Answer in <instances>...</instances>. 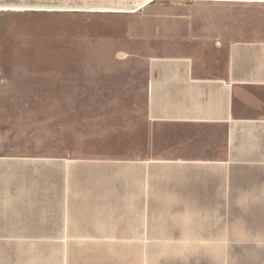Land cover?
<instances>
[{"label": "crops", "instance_id": "1", "mask_svg": "<svg viewBox=\"0 0 264 264\" xmlns=\"http://www.w3.org/2000/svg\"><path fill=\"white\" fill-rule=\"evenodd\" d=\"M262 9H175V24L139 28L144 87L102 102L128 115L86 127L84 99L69 109L62 88L43 113L19 98L0 107V264H36L37 242L99 239L220 241L235 264H264ZM89 225L128 235L69 232Z\"/></svg>", "mask_w": 264, "mask_h": 264}, {"label": "rangeland", "instance_id": "2", "mask_svg": "<svg viewBox=\"0 0 264 264\" xmlns=\"http://www.w3.org/2000/svg\"><path fill=\"white\" fill-rule=\"evenodd\" d=\"M13 4L66 11H0V107L19 98L32 100L33 113H43L50 91L62 88L69 109L75 108L71 106L75 99H84L86 127L97 115L129 114L103 105L114 99L108 92L143 89L150 51L144 47L150 43L140 44L139 28L175 24L171 20L175 9L199 11L216 4L235 19L264 8V0H0V5ZM152 12L160 16H146ZM115 57L131 58V71L129 65L115 64ZM127 71L132 73L129 86ZM73 211L84 216L69 215L68 220L97 222L91 217L96 210H69ZM115 211L121 213L117 219L126 220L127 210ZM162 211L165 220L175 221V210ZM69 232L128 235L123 226L115 233L101 225L74 227ZM228 252L220 241L204 240L46 241L37 242L36 264H235V256Z\"/></svg>", "mask_w": 264, "mask_h": 264}, {"label": "bare ground", "instance_id": "3", "mask_svg": "<svg viewBox=\"0 0 264 264\" xmlns=\"http://www.w3.org/2000/svg\"><path fill=\"white\" fill-rule=\"evenodd\" d=\"M10 6H14V7H10ZM18 6H27V5H15V4H13V5H0V11H2V10H14V11L42 10L43 11L44 10V9H39V8H35V9L22 8V7H18ZM47 10H52V9H47ZM132 13H135V11H133Z\"/></svg>", "mask_w": 264, "mask_h": 264}]
</instances>
